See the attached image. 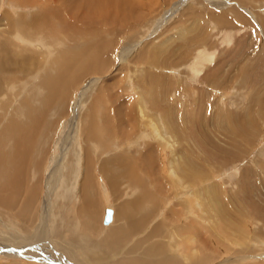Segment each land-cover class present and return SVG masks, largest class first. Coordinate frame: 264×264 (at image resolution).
Wrapping results in <instances>:
<instances>
[{
    "label": "rangeland",
    "instance_id": "1",
    "mask_svg": "<svg viewBox=\"0 0 264 264\" xmlns=\"http://www.w3.org/2000/svg\"><path fill=\"white\" fill-rule=\"evenodd\" d=\"M94 1L107 12L105 16L103 11L96 15L98 10H94L95 17L86 18L91 6L97 5ZM61 2L0 0V49L8 50L0 58V71L12 75L6 84L8 89L2 86L6 80L0 79V90L5 89L1 100L8 105L0 116V128L15 114L22 98L31 100L27 103L35 117L26 113L24 122L34 119L50 125L48 133H38L46 141L36 143L43 147L37 154L35 146L22 179L6 180L4 172L14 174L17 166L15 170L7 165L0 167V247L12 245L27 250L23 256L0 252V264H119V256L128 259L129 255L131 260L145 258L143 261L168 255L170 260L179 258L183 262L180 255L185 251L193 256L194 264H264V0L67 1L65 7H71V11L75 2H80L74 6L79 11L70 12L79 13L77 19L82 21L86 18V27L91 28L87 36L76 27L65 32L69 24L64 30L63 24L53 18L55 28L44 23L49 21L41 19L42 4L51 8ZM70 15L65 17L70 19ZM33 17L48 26L51 38L56 40L47 43L39 33L31 42L18 37L19 22L23 18L29 24ZM85 45L91 48L86 67H97L99 59H104L98 64L100 72L77 75L67 96L51 99L41 82L43 76L47 73L58 81L69 70H58L55 52H69L71 58L75 49L81 52ZM48 47L53 56L47 53ZM20 51L23 55H18ZM141 55L148 58L143 57L141 62ZM108 92H113V102L107 100ZM39 101L44 104L34 109L33 104ZM138 108L144 109L145 118L139 116ZM93 110L97 115L109 111L117 116L118 112L123 122L118 124L120 120L113 118L110 127L111 123H103ZM130 113L138 119L134 124L128 121ZM84 124L98 135L85 138ZM109 128L118 134L106 133ZM1 151L0 147V165L8 163ZM170 161L174 174L168 170ZM125 169L131 175L123 176ZM118 171L122 174L116 179L107 176ZM86 173L93 183L88 190L86 184L81 186ZM132 177L140 183L132 185ZM16 184L20 190L15 194L11 187ZM215 198L227 208L224 221L212 203ZM133 199L135 210L129 215L142 216L143 221L142 211L157 208L144 221L146 227L135 220L116 219L122 204ZM107 207L113 209L114 220L105 226L101 215ZM126 208L132 211L129 205ZM154 224L163 225V234L154 238L163 248L151 254L154 256L143 257L148 256L145 249L151 240L143 241L142 237H148L151 226L159 230ZM59 225L61 233L56 232ZM86 225L92 229L86 230ZM67 226H75L73 231L77 232L72 235ZM103 241L114 246L124 244V249L118 255L114 250L105 252ZM129 246L136 247L134 254L125 252ZM210 256L214 258L209 261ZM101 259H107V263Z\"/></svg>",
    "mask_w": 264,
    "mask_h": 264
},
{
    "label": "bare ground",
    "instance_id": "2",
    "mask_svg": "<svg viewBox=\"0 0 264 264\" xmlns=\"http://www.w3.org/2000/svg\"><path fill=\"white\" fill-rule=\"evenodd\" d=\"M37 1V0H36ZM62 2L60 3V4H62V5H60V6H57V7H54V6H52L51 8H49V6L48 7H46V5H45V3H43L42 4V6L40 7V11H39V13L41 14V19H43V20H47V21H49V22H46V21H44V23L46 24V25H48L50 28H55V26H56V24H55V26H54V24H53V21H54V19H56L57 21H59L60 23H62L63 24V28H64V30H65V27L67 26L69 29H66V31L65 32H69V31H72V28L74 27H76V28H79V29H76V30H79L80 31V33L82 32L83 34H86V36H87V34L88 33H90L91 32V28L89 27V28H87L86 27V18L87 17H89V18H91V16H92V14L94 13L95 14V11H97L98 10V12H96V15L98 14V13H100L101 11H103V13L102 14H104V13H106L107 11L105 10H103V5L102 4H100V2L99 3H97V2H95L94 1V4L95 3H97V5L96 6H91V7H93V9H92V11L91 12H89L88 13V11H87V13L88 14H86V18H85V21H82V19H77V18H79V17H77V14H79V13H73V14H71V12H73V11H76V10H78L79 11V9H78V7L76 8V9H74V6L76 5V6H78V5H80V2H75V5L72 7V11L71 10H69V9H71V7L70 8H66L65 7V5L67 4V1H69V0H61ZM83 1V0H82ZM84 1H86V0H84ZM105 1V0H104ZM56 2V1H55ZM88 2H89V0H88ZM102 2H103V0H102ZM109 2V1H108ZM141 2V1H140ZM73 3V2H72ZM90 3V2H89ZM88 3V4H89ZM82 4V3H81ZM93 4V3H92ZM118 4H119V2H118ZM45 5V6H44ZM49 5V4H48ZM54 5H56V4H54ZM51 6V5H50ZM106 6V5H105ZM118 6V5H117ZM90 6L88 5V7L87 8H89ZM106 9V8H105ZM120 9V8H119ZM95 10V11H94ZM71 11V12H70ZM83 12V11H82ZM117 12V11H116ZM84 13V12H83ZM71 14V15H70ZM65 15H70V19L69 18H66L65 17ZM26 16V15H25ZM71 16L73 17V18H71ZM76 16V17H75ZM103 16H105V14L103 15ZM106 16H108V15H106ZM111 16V15H110ZM110 16L108 17V18H110ZM37 17H39V16H37ZM92 17H95V16H92ZM25 19H26V17H24ZM51 18H53V21H51L52 19ZM102 18V17H101ZM25 19H23L22 18V21L21 22H19V25L20 26H17L18 27V29H19V31H20V33L18 32L17 34V36L18 37H23V39L24 40H27L28 42H31L34 38H35V36H37V34L39 33L40 35H38L39 37H42V39H45L46 40V42L47 43H50V42H52L54 39L53 38H51V36H50V29H48L43 23H41L42 21H40L39 20V18L38 19H36V17H33V19H31V22L29 23V24H25V23H28V21L26 22L25 21ZM33 20V21H32ZM55 20V21H56ZM92 20H93V18H92ZM97 20V19H96ZM109 20H111V19H109ZM117 20V19H116ZM87 21H89L90 22V20H87ZM97 21H99V19L97 20ZM101 21V20H100ZM99 21V22H100ZM70 22H72V24L70 23ZM107 22V21H106ZM41 23V24H40ZM59 23V24H60ZM101 23V22H100ZM113 23V22H112ZM112 23L111 24H109V25H112ZM40 24V25H39ZM58 24V25H59ZM71 24V25H70ZM114 28V27H113ZM59 29V28H58ZM43 31V32H42ZM63 31V30H62ZM97 31V30H96ZM73 32H74V30H73ZM77 32V31H76ZM41 33H44L43 34V36H42V34ZM75 33V32H74ZM73 33V34H74ZM23 34V35H22ZM75 35H77V34H75ZM74 35V36H75ZM93 35V34H92ZM10 36V35H9ZM14 36V35H13ZM53 36V35H52ZM63 36V35H62ZM83 36V35H82ZM81 36V37H82ZM91 36V35H90ZM12 37V36H11ZM16 37V36H15ZM76 37V36H75ZM78 37H80V36H77L76 37V39H78ZM10 38V37H9ZM14 38V37H13ZM38 38V37H37ZM83 38V37H82ZM88 38V37H87ZM95 38V37H94ZM15 39V38H14ZM72 39V38H71ZM91 39H93V38H91ZM45 40H44V42H45ZM56 40V39H55ZM10 41V40H9ZM24 42V41H23ZM46 42H45V44H46ZM55 42V41H54ZM89 42H91V41H89ZM51 44V43H50ZM50 44H49V46H50ZM56 44V43H55ZM91 44V43H90ZM47 45V44H46ZM59 45V44H58ZM62 45H64V44H62ZM61 46V45H60ZM75 46V45H74ZM72 47H73V45H72ZM76 47V46H75ZM84 47V46H83ZM82 47V48H83ZM85 47H86V45H85ZM84 47V48H85ZM53 48V47H52ZM74 48V47H73ZM78 48H80V47H78ZM82 48H81V50H82ZM83 48V51H81V52H76V49H75V51H74V49H73V53L71 54V58H69V52L67 53L66 51H56L55 53V59H56V62H58L59 63V68H58V70L61 72V73H64V72H66L68 69V72H67V75H64V76H59L58 77V81L57 80H54V78H52V75L50 76V74H49V76L47 75V73H46V75H44L43 76V79H42V84L44 85V87H46L47 88V92L51 95V99L52 98H54V97H57V96H60V95H62V96H67V94H69L68 92L72 89V87H73V84L76 82L75 80L77 79V75H81V74H83V73H86V72H95V73H99L100 71H99V66H98V64H100V62L101 61H103L104 59H99V60H101V61H99V62H97L96 63V65H97V67H86L87 65H88V61L86 60V59H88V54H90L89 52L91 51V48L89 47H86L85 49ZM48 52L47 53H49V54H51V56H53V54H52V52H53V50L52 49H50L49 47H48ZM70 50L68 47H64V49L63 50ZM87 49V50H86ZM72 50V49H71ZM105 50V49H104ZM7 49H6V51H4L3 50V48L2 49H0V58L1 57H3V56H6L5 54L7 53ZM59 52H60V55H59ZM98 52V51H97ZM103 52V51H102ZM98 53H100V52H98ZM154 53V52H153ZM95 54V53H94ZM104 54V53H103ZM102 54V55H103ZM105 54H107V53H105ZM104 54V55H105ZM145 54V53H144ZM18 55H23V51H20V52H18ZM96 55V54H95ZM202 55V54H201ZM156 56H158V55H156ZM12 57V56H11ZM143 57H146V56H143V55H141L140 56V60H141V62H142V59H143ZM151 57V56H150ZM155 57V56H154ZM148 57H146L145 59H147ZM199 59H200V57H198ZM202 58H203V56H202ZM21 59V58H20ZM23 59H25L24 57H23ZM26 59L28 60V58L26 57ZM72 59V60H71ZM13 60V59H12ZM201 60H203V59H201ZM0 61H1V59H0ZM139 61V60H138ZM11 62H13V61H11ZM15 62V61H14ZM140 62V61H139ZM197 62L199 63L200 62V60H198L197 59ZM25 64H26V60H25ZM45 64V63H44ZM53 64V63H52ZM72 65V66H71ZM26 66H27V69H29V67H30V65H28V64H26ZM53 67V66H52ZM6 68H7V66H6ZM5 68V69H6ZM17 68V67H16ZM52 69V68H51ZM70 69H72V72H71V70ZM0 70H2V66H0ZM57 70V69H56ZM43 71V70H42ZM55 71V70H54ZM0 74H2V72L0 71ZM4 74V73H3ZM2 74V76L0 77V79H4V80H6L5 81V83L2 85L1 84V81H0V84L2 85V86H4V87H6L7 88V83L9 82V78L12 76H8V75H3ZM69 74V75H68ZM84 76V75H83ZM51 77V78H50ZM12 78V77H11ZM38 79V78H37ZM36 79V80H37ZM17 81V80H16ZM15 81V79H14V83L16 82ZM36 82H39L38 80L36 81ZM34 84V83H33ZM42 84L40 85V89L42 90ZM12 85V84H11ZM37 85V84H36ZM9 87V86H8ZM15 88H17L16 86H15ZM8 89V88H7ZM40 89H39V91H40ZM108 89V88H107ZM5 89H2V90H0V94L4 91ZM38 91V92H39ZM108 91V90H107ZM15 92V91H14ZM109 93V92H108ZM16 94V93H15ZM104 94V93H103ZM5 95V94H4ZM113 92L112 93H109V95L106 97L107 98V100L108 101H112V99H114L113 98ZM115 95V94H114ZM118 95V94H117ZM3 95H0V116H2V114L4 113V112H6L5 110L7 109V106L8 105H6V102H3L1 99V97H2ZM98 96H99V94H98ZM5 97V96H4ZM3 97V98H4ZM100 97V96H99ZM101 99H102V96L100 97ZM104 98V97H103ZM115 98H116V96H115ZM118 98V97H117ZM62 99H64L63 97H62ZM99 99V98H98ZM20 100H21V98H20ZM115 100V99H114ZM19 101V100H18ZM27 101H28V103H31V100L29 99V98H27V99H23L22 98V100H21V102H20V104H19V107L18 108H16V111L14 112L15 114H12L6 121H5V123H4V126H1V128H0V140L2 141V143L0 144V147H1V154H2V156L3 157H5V158H7V161H8V163L7 162H4V163H2V165H0V167H3V166H9L8 167V169H10L11 170V168H13L12 170H15L16 169V166H17V169H16V171H15V173L14 174H12V173H10V172H4L5 173V176H6V180L7 181H10L11 179H10V177H14L15 179L14 180H11V182H18L19 181V179H22V177H24V173L25 172H27V170H28V168L30 167V159H31V157L32 156H34V154H33V151H34V148H35V146H37V142H41L40 144H43V140H45L46 141V137L44 138V137H38V133H40L41 135H42V131L44 132L45 131V133H46V130H47V128H49V124L48 123H44V122H42V121H40V120H34V119H31V120H28L27 122H24L26 119H27V115L28 114H31L33 117H34V115H33V109H32V107H30L29 105H28V103H27ZM113 102V101H112ZM117 102V101H116ZM142 102H143V100H142ZM34 103V102H33ZM32 103V104H33ZM115 103V102H114ZM17 104H18V102H17ZM40 104H44L43 102H41V101H39V102H35V104H33L34 105V109L38 106V105H40ZM98 105V104H97ZM21 106V107H20ZM145 106V105H144ZM146 107V106H145ZM48 108L49 109H51V107L48 105ZM92 108V107H91ZM108 111V110H107ZM124 111V110H123ZM109 112V111H108ZM106 113L105 111H103L102 113H99V115H97V113L95 112V110H93V114L95 113L97 116H99V118H100V120H102L103 121V123H105V124H110L111 123V121H112V119L113 118H117V119H119L120 120V122L118 123V124H120L121 123V121L123 122V120H121V119H124V118H122L121 116H119L120 114H118V112H116L117 113V116L115 115V112L112 114L111 112H109V113ZM120 112V111H119ZM27 113V115L25 116V114ZM124 113V112H123ZM126 113V112H125ZM127 113H129V111L127 112ZM23 116H22V115ZM138 114H139V116L142 118V117H144L145 118V113H144V109H141V108H138ZM18 115V116H17ZM128 116L130 115V117L128 118L129 120L128 121H131L132 122V124H134V121H136V120H138V119H136L135 117H134V115L133 114H127ZM133 115V116H132ZM116 116V117H115ZM35 118V117H34ZM138 118V117H137ZM117 119H116V122H118L117 121ZM147 119V118H146ZM95 120V119H94ZM97 121V120H96ZM98 122V121H97ZM131 122H130V124H131ZM125 123V122H124ZM128 123V122H127ZM129 124V123H128ZM93 125V124H92ZM110 127L112 126V123H111V125H109ZM132 126H134V125H132ZM117 127H118V125H117ZM83 129H82V134L85 136V138L87 137V138H91L92 136H94V137H96L97 135H98V133H95L94 131H93V129H92V127H88V126H86L85 124L83 125V127H82ZM94 128H96V127H94ZM112 128H114V127H112ZM107 129V132L106 133H110L111 134V132H113L114 133V131H115V133H116V130H114V129ZM121 128H122V126H121ZM120 128V129H121ZM52 129V128H51ZM245 129V128H244ZM111 131V132H110ZM125 131V130H124ZM159 131V130H158ZM47 133H48V130H47ZM101 134V133H100ZM118 134V132L116 133V135ZM47 135V134H46ZM46 135H43V136H46ZM160 135H162L161 133H160ZM164 135H166L165 134V131H164ZM124 137V136H123ZM161 137V136H160ZM33 138V140H31ZM164 141V140H163ZM168 141V140H167ZM7 142H11V144L10 143H7ZM3 144H4V148H3ZM171 145V144H170ZM169 145V146H170ZM40 146V145H39ZM172 146V145H171ZM170 146V147H171ZM38 147V146H37ZM43 147V145H41L40 147H38V149H37V154L40 152V150H41V148ZM9 148H12L10 151H9ZM214 150H216V149H214ZM36 154V155H37ZM113 154H115V153H113ZM113 156V155H112ZM14 159H17V162L15 161L14 162ZM118 159V158H117ZM114 160V159H113ZM124 160V159H123ZM115 161V160H114ZM174 161V160H173ZM13 162V163H12ZM176 161H174V163H175ZM124 163V162H123ZM125 163H126V161H125ZM18 164V165H17ZM172 161H170V165H169V168H168V170L170 171V172H172V174H174L173 172H175V170H173V167H172ZM176 164V163H175ZM101 166V165H100ZM120 166H122V165H120ZM124 166H125V164H124ZM129 166V165H128ZM123 167V166H122ZM101 168H103L102 166H101ZM7 169V170H8ZM128 169V168H127ZM101 171H102V169H100ZM118 170V169H117ZM116 170V171H117ZM122 171H124L123 172V176H127V173H130V175H131V172H128V170H122ZM122 171H118V172H115V173H110V174H108L107 176L109 177H111L112 179H116L115 177L116 176H120L121 174H122ZM103 172V171H102ZM147 172V171H146ZM144 173V172H143ZM74 174V173H73ZM164 174V173H163ZM156 175V174H155ZM188 175V178H190L189 177V174H187ZM186 175V176H187ZM74 176V175H73ZM122 176V177H123ZM133 176V175H132ZM150 176V175H149ZM152 176V175H151ZM185 176V177H186ZM190 176H192L193 177V175H191L190 174ZM88 177H89V180H87L88 179ZM137 177V176H136ZM67 178V177H66ZM73 178V177H72ZM131 178V177H130ZM133 178L135 179V177H132V185H136V184H138V183H140V181H138V180H133ZM156 178V177H155ZM157 179V178H156ZM110 181V180H109ZM91 182V183H90ZM111 182H113V180L111 181ZM115 182H116V180H115ZM131 182V181H130ZM79 183V182H78ZM81 186H84L85 184H86V189L87 188H92V185L91 184H93L92 183V178H91V176H90V174L89 173H86V181L85 182H82V180H81ZM170 183H172V182H170ZM114 184V183H113ZM112 184V185H113ZM24 185V184H23ZM114 186V185H113ZM189 186H190V184H189ZM212 186V185H211ZM210 186V187H211ZM20 186H19V184H16V185H14L13 187H11V189H12V193H17L19 190H20V188H19ZM21 187H22V184H21ZM37 188V187H36ZM36 188H34V190L36 191ZM81 188V187H80ZM85 188V187H84ZM213 188V187H212ZM245 187L243 186V189H244ZM22 189V188H21ZM189 189V188H188ZM206 189H207V187H206ZM209 189V188H208ZM207 189V190H208ZM211 189V188H210ZM213 189H215V188H213ZM213 189H211L210 191H209V194H210V196H211V198H213V196H215V194L213 193V192H211ZM88 190V189H87ZM246 191V190H245ZM134 192V191H133ZM143 192V191H142ZM22 193V192H21ZM83 195V194H82ZM191 195H193L192 193H191ZM139 196V195H138ZM34 197V195H32L31 197H29V199L30 200H32V198ZM245 198V197H244ZM244 198L242 199V201L244 200ZM141 199H142V197H141ZM145 199V198H144ZM144 199H142V200H144ZM85 200V199H84ZM147 199H145V201H146ZM212 200V203L214 204V205H217V215H219L220 216V219L221 220H225V219H227V217H226V214H227V208L225 207V205H223V202H221L219 199L217 200L216 198L215 199H211ZM148 201V200H147ZM200 201V200H199ZM84 202V201H83ZM138 202V201H137ZM141 202H143V201H141ZM247 202V201H246ZM132 203V204H131ZM147 203V202H146ZM149 203H151V202H149ZM155 203V202H154ZM244 203V202H243ZM90 204V203H89ZM133 204H135V201H134V199L131 201V202H129V203H123L122 204V207L119 209V210H117L118 212H116V214H115V216H116V219L118 218L119 219V217L120 218H122L124 221H126V222H131L133 219L135 220V222L136 223H142V224H145V222L142 220V216H135L134 218H130V217H133V216H128L129 215V212L130 213H134L133 211L135 210V207H133ZM142 204V203H141ZM127 205H129L130 207H131V210L132 211H130V210H128L126 207H127ZM158 205V204H157ZM200 205V204H199ZM23 206V205H22ZM82 206V205H81ZM91 206H93V205H91ZM138 206H140L139 204H138ZM142 206V205H141ZM144 206V205H143ZM142 206V207H143ZM146 206V205H145ZM156 206V205H155ZM151 207V206H150ZM211 207V206H210ZM243 207V206H242ZM82 208V207H81ZM107 208H110V207H107ZM112 209V208H111ZM149 209V208H148ZM157 209V208H156ZM156 209H153V210H156ZM205 209V208H204ZM122 210H124L125 211V213L126 214H128V215H124V214H122L121 212H123ZM137 210V209H136ZM93 211V210H92ZM89 212H90V208H89ZM143 212V211H142ZM153 212V211H152ZM113 213H114V211H113V209H112V219H111V221L110 222H108L107 224H104L103 223V218H102V224L103 225H105V226H108L113 220H114V215H113ZM137 213V215L139 214L138 212H136ZM157 213V212H156ZM208 213V212H207ZM104 215H105V212H104ZM157 215V214H156ZM25 218H27L26 217V215L24 216ZM80 217V216H79ZM178 217V216H177ZM87 218V217H86ZM152 218V217H151ZM154 218H155V215H154ZM162 218V217H161ZM168 218H170V217H168ZM217 218V217H216ZM212 219V218H211ZM83 219H81V221H82ZM85 220V219H84ZM120 220V219H119ZM133 220V221H134ZM122 221V220H121ZM170 221H172V220H170ZM120 222V221H119ZM177 222V221H176ZM215 222V221H214ZM123 223V222H122ZM179 223V222H178ZM62 224V223H61ZM70 224V223H69ZM92 224V223H91ZM132 224V223H131ZM71 225V224H70ZM83 225V224H82ZM133 225V224H132ZM162 225V224H161ZM161 225H153L155 228H157V229H159V230H153V229H151V227L150 228H148V231H147V235H148V237H142L143 239V241H149V240H151V242L149 243V246H147L146 247V253L148 254V256H144L143 255V257H150V255L151 254H156V252L158 253V252H160L161 250H162V248H163V245L158 241V242H155L154 241V238L155 237H160L162 234H163V232H164V230L161 228L162 226ZM177 225V224H176ZM52 226V225H51ZM84 226V225H83ZM118 226V225H117ZM126 226V225H125ZM136 226V224L134 225V227ZM139 226V225H138ZM160 226V227H159ZM75 226H67L66 227V229H68V230H70L71 231V233H72V235L75 233V232H77V231H73V228H74ZM131 227V226H130ZM133 227V226H132ZM145 227H146V224H145ZM99 228V227H98ZM112 228H115V227H111L110 229H112ZM53 229V228H52ZM61 229V230H60ZM92 229V226H88V225H86V230H91ZM140 229V228H139ZM214 229V228H213ZM115 229H113L112 230V234H113V231H114ZM128 230V229H127ZM137 230V229H136ZM180 230H182V229H180ZM50 231V230H49ZM61 231H63L62 230V225H59V227L57 228V230H56V232H58V233H61ZM92 231H94V230H92ZM83 232V231H82ZM95 232V231H94ZM222 232V231H221ZM97 233V232H96ZM168 233V232H167ZM182 233V232H181ZM231 233V232H230ZM77 234V233H76ZM115 234V233H114ZM121 234V233H120ZM183 234V233H182ZM81 235V234H80ZM96 235V234H95ZM146 235V236H147ZM181 235V234H180ZM206 235V234H205ZM229 235V234H228ZM143 236V235H142ZM173 236V235H172ZM107 237V236H106ZM120 237V236H119ZM126 237V236H125ZM184 237H186V236H184ZM184 237H183V239H184ZM92 238V237H91ZM122 238V237H121ZM128 238V237H127ZM174 238V237H173ZM188 238V237H187ZM185 239L186 241L188 240V239H190V238H188V239ZM233 238V237H232ZM87 239V238H86ZM169 240H170V238H168ZM182 239V240H183ZM192 239V238H191ZM157 240V239H156ZM172 240V239H171ZM185 240H184V242H185ZM209 240V239H208ZM128 241V240H127ZM168 241V240H167ZM167 241H164L163 243L164 244H166L167 243ZM193 241V240H192ZM231 241V240H230ZM28 242V241H27ZM39 242V241H38ZM129 242V241H128ZM166 242V243H165ZM174 242H176L175 240H174ZM189 242H191L190 240H189ZM199 242V241H198ZM220 242V241H219ZM23 243V242H22ZM40 243V242H39ZM88 243H90V242H88ZM93 243V242H92ZM92 243H90V244H92ZM97 243V242H96ZM171 243V242H170ZM31 244H33L32 242H31ZM84 244V245H83ZM83 246L86 248V249H88V247H89V245L86 243L85 244V241H83ZM102 244H103V249L105 250V251H112V250H114L115 252L114 253H120L121 251H122V249H124L123 248V245L124 244H117V245H113V243H111V242H108V241H103L102 242ZM148 244V243H147ZM146 244V245H147ZM171 244H173V243H171ZM177 244L178 243H176V245L175 246H177ZM195 244V243H194ZM218 244V243H217ZM25 245V244H24ZM49 245V244H48ZM47 245V246H48ZM144 245V244H143ZM180 245V244H179ZM184 245H185V243H184ZM12 246V245H11ZM22 246V245H21ZM38 246H40V245H38ZM6 247H9L8 245L6 246ZM23 247V246H22ZM25 247H27V246H25ZM34 247H36V246H34ZM51 247V246H50ZM132 247V246H131ZM130 246H129V248L126 250L125 249V252H128L129 254H134L135 253V251H136V247L135 246H133L132 248H131ZM174 247V246H173ZM172 247V248H173ZM180 247V246H179ZM178 247V248H179ZM185 247V246H184ZM4 248L5 247H0V252H2L3 254H10V251H8V250H4ZM37 248V247H36ZM45 248V247H44ZM144 248V247H143ZM181 248V247H180ZM191 248V247H190ZM52 249V248H51ZM138 249V248H137ZM168 249V248H167ZM187 249H189L188 248V245H187ZM21 251H22V249H20ZM39 250V249H38ZM181 250V249H180ZM213 250V249H212ZM27 250H26V248H24V252H26ZM40 251V250H39ZM52 251H54L53 249H52ZM184 251H185V249H184ZM192 251V252H191ZM191 251H190V253H194V251L191 249ZM23 252V251H22ZM21 252V253H22ZM23 252V253H24ZM41 252V251H40ZM92 252V251H91ZM140 252V251H139ZM164 252H167V250H165ZM180 252V251H179ZM141 253V252H140ZM143 253V252H142ZM145 253V252H144ZM168 253H170V252H168ZM185 254H181L180 255V253H178L180 256H182L183 257V259H184V261L183 262H181L180 261V259L179 258H176V259H174V260H172V258H171V260H170V257L168 258V255H167V257L165 256L164 258L162 257V258H160V256L161 255H159L158 256V260L156 261V260H154V259H152V258H150V261H143V259H145V258H143V259H137V258H133L132 260H131V256L129 255V257L130 258H126V256H124L123 257V259H120V256H119V258H117L118 260H117V262L119 263V264H194V262L192 263V261H194V258H191V257H193V256H191V254H188V253H186V251L184 252ZM63 254V253H62ZM122 254V253H121ZM123 254H124V252H123ZM161 254H163V253H161ZM171 254V253H170ZM169 254V255H170ZM174 254V253H173ZM118 255V254H117ZM126 255H127V253H126ZM138 256L140 255V254H137ZM154 255H151V256H154ZM163 255H165V254H163ZM217 255V254H216ZM54 256V255H53ZM56 256V255H55ZM54 256V257H55ZM135 255H133V257H134ZM171 256H174V255H172L171 254ZM206 256V255H205ZM52 257V256H51ZM83 257V256H82ZM117 257V256H116ZM128 257V256H127ZM175 257V256H174ZM208 257V256H207ZM33 258H35L34 256H33ZM46 258V257H45ZM100 258H102V257H100ZM104 258V257H103ZM153 258H155V257H153ZM211 258V259H210ZM214 258V257H213ZM213 258L210 256L209 257V259H207V260H213ZM39 259H42V258H39ZM50 259V258H49ZM49 259H46V260H49ZM98 259V258H97ZM152 259V260H151ZM191 259V261H189ZM204 259V261L203 262H205V260H206V257L205 258H203ZM44 260V259H43ZM102 260V259H101ZM106 260L107 259H105V260H102V261H105L106 262ZM147 260H149V258L147 259ZM91 261V260H90ZM93 261V260H92ZM94 261H96L97 262V260L94 258ZM85 262V261H84ZM191 262V263H190ZM99 263H101V261H99ZM107 263V262H106ZM97 264V263H96ZM114 264V263H113ZM200 264V263H199ZM201 264H204V263H201Z\"/></svg>",
    "mask_w": 264,
    "mask_h": 264
},
{
    "label": "water",
    "instance_id": "3",
    "mask_svg": "<svg viewBox=\"0 0 264 264\" xmlns=\"http://www.w3.org/2000/svg\"><path fill=\"white\" fill-rule=\"evenodd\" d=\"M111 219H112V209L111 208H106L105 215L103 217V223L107 224L108 222L111 221ZM4 250H8V251H10L12 253H17V254L23 256L22 253H21L23 251V249L21 251L20 249L12 248L11 246H9V247H5ZM51 263H53V262H51Z\"/></svg>",
    "mask_w": 264,
    "mask_h": 264
},
{
    "label": "crops",
    "instance_id": "4",
    "mask_svg": "<svg viewBox=\"0 0 264 264\" xmlns=\"http://www.w3.org/2000/svg\"><path fill=\"white\" fill-rule=\"evenodd\" d=\"M88 203H89V202H88ZM91 205L94 206L95 204H89V206H91ZM93 206H92V207H93ZM89 208H91V207H89ZM96 209H98V208H96ZM105 209H106V208H105ZM152 211H153V212H152ZM104 212H105V210H104ZM140 212H141V211H140ZM142 213L145 215V216H144V221H145V220L147 219L148 216H151V215L154 213L153 207L150 208V209H148V210L143 211ZM113 215H114V213H113ZM127 215H128V214H127ZM128 216H130V215H128ZM102 217H104V216L101 215V218H102ZM112 217H113V216H112ZM133 217H134V216H133ZM133 217H130V218H133ZM133 220H134V219H133ZM133 220H132V221H133ZM105 252H106V251H105ZM101 254H102V252H101Z\"/></svg>",
    "mask_w": 264,
    "mask_h": 264
}]
</instances>
